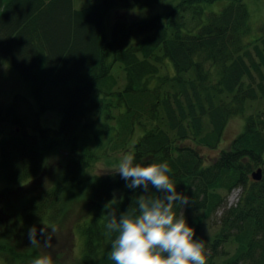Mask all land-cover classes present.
<instances>
[{"label": "trees", "instance_id": "obj_1", "mask_svg": "<svg viewBox=\"0 0 264 264\" xmlns=\"http://www.w3.org/2000/svg\"><path fill=\"white\" fill-rule=\"evenodd\" d=\"M157 1L0 0V58L31 85L38 107L29 122L15 103H0V258L19 260L17 235L26 240L30 226L59 223L78 199L90 204L76 223L81 263L114 264L108 208L126 210L143 189L125 187L115 169L92 173V165L132 150L140 161L169 162L189 199L174 208L205 241L207 264H264V32H252L244 0L219 10L208 7L217 0H174L149 17L118 18L106 37L112 5L142 9ZM166 60L173 72H161ZM48 110L60 112L57 127L41 123ZM238 114H245L241 131L219 147ZM62 148L65 165L53 184L13 200L42 176L50 150ZM205 149L217 151L205 158ZM258 167L263 174L254 179ZM235 188L240 196L227 206ZM219 208L215 230L202 236Z\"/></svg>", "mask_w": 264, "mask_h": 264}, {"label": "rangeland", "instance_id": "obj_2", "mask_svg": "<svg viewBox=\"0 0 264 264\" xmlns=\"http://www.w3.org/2000/svg\"><path fill=\"white\" fill-rule=\"evenodd\" d=\"M99 0H74L76 7L81 5H88L90 3ZM250 10L251 21H252V32L257 35H261L264 32V0H244ZM174 0H158L152 6H148L142 9H136L135 7H130L129 9L112 5L105 17V34L108 39L112 36V26L118 18L126 19H137L142 17H149L157 11H166L173 4ZM227 3V0H217L208 7L213 10H219L223 5ZM117 69V70H116ZM115 73L118 74L121 83L125 80V72L121 67L116 64ZM172 62L166 60L163 65L161 72L171 71L173 72ZM0 103L9 104L15 103L17 111L25 116L27 121H31L34 118L35 111L38 109L37 103L34 99L31 85L21 76V74L12 67L5 59L0 58ZM252 111V108L246 110V114ZM40 121L45 126L57 127L60 123L61 114L58 110H48L40 112ZM245 114H238L232 116L225 127V132L219 147H227L234 136H236L242 129L244 125ZM30 127V126H29ZM31 128V127H30ZM217 150L209 151L204 150L205 158L208 155L215 153ZM65 149H52L49 152L48 163L46 168L40 178L31 182L27 186H22L17 192H14L11 196L15 200L20 193L26 190L38 191L44 186L53 184V182L60 176V173L64 169ZM123 151H117L110 156H103L98 161L92 165V173H105L110 169H115L119 156ZM4 183V182H3ZM2 181H0V190L3 187ZM241 188L233 189L227 195V206L235 203L240 196ZM73 200V199H72ZM71 200V201H72ZM90 204L87 201L75 200L72 203L69 214L65 219L59 223H44L34 225L37 229L36 236L38 238V244L36 246L37 250L25 249L24 245H32L33 243L28 238L24 240L23 233L17 235L16 251L23 254V256L17 260L0 258V264H27V262L37 256L47 254L52 259V264H82L81 263V251L83 238L82 235L76 228L77 221L83 217L89 210ZM222 208H219L212 214L210 220L207 221L205 225L202 236L209 234L215 230L216 221L218 220ZM214 224V225H213ZM211 225H213L211 227ZM45 229L44 232L40 231V228ZM52 228V229H51ZM23 232V231H21ZM49 240L48 245H45L44 241ZM39 246V247H38ZM28 254L26 255V253ZM29 254H34V256H28ZM10 262V263H9Z\"/></svg>", "mask_w": 264, "mask_h": 264}, {"label": "clouds", "instance_id": "obj_3", "mask_svg": "<svg viewBox=\"0 0 264 264\" xmlns=\"http://www.w3.org/2000/svg\"><path fill=\"white\" fill-rule=\"evenodd\" d=\"M115 171L125 187L143 191L126 210L108 208L104 232L110 237L111 247L107 258L114 264H207L205 241L174 208V203L183 205L189 199L177 189L169 162L140 161L134 151L125 150ZM40 231L45 229L41 227ZM36 232L35 226L29 227L33 244L38 242ZM44 243L48 245L49 240ZM29 264H52V259L47 254L37 255Z\"/></svg>", "mask_w": 264, "mask_h": 264}, {"label": "water", "instance_id": "obj_4", "mask_svg": "<svg viewBox=\"0 0 264 264\" xmlns=\"http://www.w3.org/2000/svg\"><path fill=\"white\" fill-rule=\"evenodd\" d=\"M252 175L255 179H260L262 177V168L259 167L257 170H254Z\"/></svg>", "mask_w": 264, "mask_h": 264}]
</instances>
